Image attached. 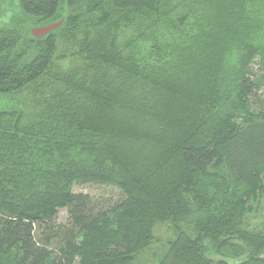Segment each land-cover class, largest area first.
Instances as JSON below:
<instances>
[{"label":"trees","instance_id":"obj_1","mask_svg":"<svg viewBox=\"0 0 264 264\" xmlns=\"http://www.w3.org/2000/svg\"><path fill=\"white\" fill-rule=\"evenodd\" d=\"M249 4L16 2L0 22V264H131L150 221L192 216L200 237L180 232L170 254L264 264L263 21Z\"/></svg>","mask_w":264,"mask_h":264},{"label":"rangeland","instance_id":"obj_2","mask_svg":"<svg viewBox=\"0 0 264 264\" xmlns=\"http://www.w3.org/2000/svg\"><path fill=\"white\" fill-rule=\"evenodd\" d=\"M251 7V0L246 10L251 19V11L254 15H260L259 17L263 21L262 31L258 33V40L260 45L264 49V0H254ZM18 0H0V22L2 20L9 21L13 12V8ZM239 51L236 44H232L229 47L228 52L225 55L224 64L222 66V90L224 93L232 92L235 89L234 69L238 61ZM7 106V103L0 98V108ZM74 191L87 192L93 195H108L111 193H118L116 187L103 184H83L75 185ZM65 213L61 211L60 217L63 218ZM195 216L187 220H173V219H155L150 221V228L148 230V236L145 237L144 246L131 257V264H160L162 261H166L168 264H189L184 253L181 251H175L170 254L169 247L171 248L172 242H176L177 236L181 233H186L189 237H198L194 230L199 229V225ZM197 232V231H196ZM200 237V236H199ZM198 240V238H197ZM172 249V248H171ZM177 255V257H173ZM173 257V258H172ZM209 257L217 259L211 251H209ZM188 259V260H187ZM246 257L240 258L236 261H232L231 264H245ZM191 264V263H190Z\"/></svg>","mask_w":264,"mask_h":264},{"label":"water","instance_id":"obj_3","mask_svg":"<svg viewBox=\"0 0 264 264\" xmlns=\"http://www.w3.org/2000/svg\"><path fill=\"white\" fill-rule=\"evenodd\" d=\"M61 24H62V21H60L58 23H54L52 25H48V26L32 28L31 32H32L33 36L42 38V37H45L46 35H48L53 30H55Z\"/></svg>","mask_w":264,"mask_h":264}]
</instances>
